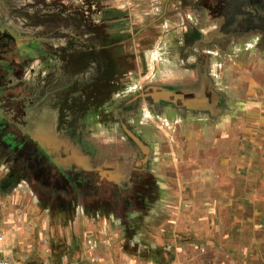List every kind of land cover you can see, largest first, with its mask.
<instances>
[{
    "label": "rangeland",
    "instance_id": "1",
    "mask_svg": "<svg viewBox=\"0 0 264 264\" xmlns=\"http://www.w3.org/2000/svg\"><path fill=\"white\" fill-rule=\"evenodd\" d=\"M224 8L236 24L224 38L198 26ZM170 30L188 32L190 67L210 73L211 105L187 117L206 122L201 159L132 171L128 188L113 177L81 203L38 193L0 145V252L13 263L264 264V0H0V129L25 141L9 122L27 113L72 152L77 136L116 137L127 58L159 61ZM168 133L173 147L181 130Z\"/></svg>",
    "mask_w": 264,
    "mask_h": 264
},
{
    "label": "crops",
    "instance_id": "2",
    "mask_svg": "<svg viewBox=\"0 0 264 264\" xmlns=\"http://www.w3.org/2000/svg\"><path fill=\"white\" fill-rule=\"evenodd\" d=\"M228 11V8H224L218 19H212L211 11L205 10L210 19L199 20L201 24L198 26L213 28L214 35L224 38L228 28L236 27ZM179 26L186 28L184 23L170 24L169 28ZM168 33L164 44L169 46V50H163L159 61L158 56L154 58V66L148 53L146 55L150 63H146L145 67H142L138 54L127 58V61L133 62V67L126 69L128 74L124 75L123 83L119 86L120 89L123 87V94L116 100L117 105L111 106L115 108L111 118L115 121L117 133L112 134H116V137L108 136L101 143L89 138L84 146L83 140L77 136L78 141L73 140L75 156L80 161L76 169H86L104 161L107 172L112 171L118 181H127L135 170H149L156 177L160 172L170 170L169 166L190 164L201 159L197 147L201 141H205L200 135V128L201 123L204 125L206 122H190L187 117L191 108L200 109L211 105L207 96V77L210 73L205 65L201 68L190 67V53L183 50L189 36L187 31L170 30ZM176 44L180 48L177 53L174 51ZM196 123V126H190ZM170 129L173 132L181 130V136H174L176 145L173 147H167L165 143L171 134L168 133ZM178 149L180 152H177ZM100 227V224L95 226L96 229Z\"/></svg>",
    "mask_w": 264,
    "mask_h": 264
},
{
    "label": "flooded vegetation",
    "instance_id": "3",
    "mask_svg": "<svg viewBox=\"0 0 264 264\" xmlns=\"http://www.w3.org/2000/svg\"><path fill=\"white\" fill-rule=\"evenodd\" d=\"M51 72L55 80L61 77L62 82L63 76L60 73H56L54 69ZM46 74L43 75L46 77ZM45 124L46 121L31 117L27 113L22 115V122L18 124L9 122V125L15 127L16 135L22 140L25 138V141L16 140L13 137L15 134L10 132L6 134L5 129H0L2 149L12 155L13 167L19 166L25 172L24 178L38 193L59 199H67L73 195L76 201L84 203L85 194L92 188H100L103 182L112 185L114 176L104 168V161L88 167L89 170L96 172V177H99L96 178V182L93 180L94 175L88 172L83 173L77 169L73 171V167L77 168L76 165L80 163L75 152L61 150L63 144L57 138L52 139L47 136L43 138L44 130H46ZM32 145L34 147H31ZM129 184V181H118V186L121 188H128Z\"/></svg>",
    "mask_w": 264,
    "mask_h": 264
},
{
    "label": "built area",
    "instance_id": "4",
    "mask_svg": "<svg viewBox=\"0 0 264 264\" xmlns=\"http://www.w3.org/2000/svg\"><path fill=\"white\" fill-rule=\"evenodd\" d=\"M0 241H1V237H0ZM0 264H15V263H13L9 258H7L6 256L0 253Z\"/></svg>",
    "mask_w": 264,
    "mask_h": 264
},
{
    "label": "water",
    "instance_id": "5",
    "mask_svg": "<svg viewBox=\"0 0 264 264\" xmlns=\"http://www.w3.org/2000/svg\"><path fill=\"white\" fill-rule=\"evenodd\" d=\"M37 138H40L39 136Z\"/></svg>",
    "mask_w": 264,
    "mask_h": 264
}]
</instances>
